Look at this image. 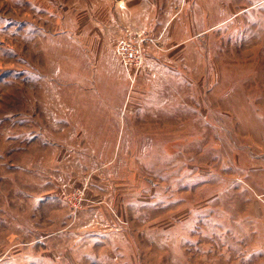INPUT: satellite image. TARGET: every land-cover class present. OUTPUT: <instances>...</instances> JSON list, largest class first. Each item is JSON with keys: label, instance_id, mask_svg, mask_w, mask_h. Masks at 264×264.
I'll use <instances>...</instances> for the list:
<instances>
[{"label": "rangeland", "instance_id": "374dc122", "mask_svg": "<svg viewBox=\"0 0 264 264\" xmlns=\"http://www.w3.org/2000/svg\"><path fill=\"white\" fill-rule=\"evenodd\" d=\"M0 264H264V0H0Z\"/></svg>", "mask_w": 264, "mask_h": 264}, {"label": "built area", "instance_id": "2783aa9c", "mask_svg": "<svg viewBox=\"0 0 264 264\" xmlns=\"http://www.w3.org/2000/svg\"><path fill=\"white\" fill-rule=\"evenodd\" d=\"M117 51L119 53L125 54V56L128 57L130 61L133 60L135 55L137 56L134 49H132L128 44H126L125 41H120L119 43H117Z\"/></svg>", "mask_w": 264, "mask_h": 264}]
</instances>
